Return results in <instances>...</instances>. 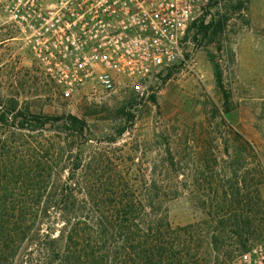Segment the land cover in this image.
Wrapping results in <instances>:
<instances>
[{"label": "rangeland", "instance_id": "obj_1", "mask_svg": "<svg viewBox=\"0 0 264 264\" xmlns=\"http://www.w3.org/2000/svg\"><path fill=\"white\" fill-rule=\"evenodd\" d=\"M239 1L209 0L190 28L183 59L153 77L141 99L130 89L99 101L83 94L64 99L27 48L0 34V104L14 98L32 113L72 114L87 124V132L65 143L59 181L79 164V176L100 192L104 166L121 194L131 195L125 188L132 187L142 200L145 208L137 211L158 217L162 234L185 242L197 264H232L264 239V0H247L241 9ZM218 19L221 31L200 28L202 20ZM56 130L66 128L46 133ZM84 137L90 141L81 147ZM104 149L110 164L97 162ZM110 187L112 199L119 190ZM78 196L88 199L83 189ZM80 203L83 214L103 209Z\"/></svg>", "mask_w": 264, "mask_h": 264}, {"label": "trees", "instance_id": "obj_2", "mask_svg": "<svg viewBox=\"0 0 264 264\" xmlns=\"http://www.w3.org/2000/svg\"><path fill=\"white\" fill-rule=\"evenodd\" d=\"M246 2L239 1V9ZM200 26L214 34L222 30L223 21L204 25L202 20ZM214 74L228 105L230 93L223 88L216 64ZM61 126L66 131L46 133ZM87 130L86 122L72 114H35L14 98L0 104V264H197L185 242L182 248L181 242L162 234L158 217L137 211L145 208L142 200L133 198L132 187H124L131 195L121 194L104 166L100 171L107 177L100 182V192L93 191L88 176H79V164L69 166L67 179L59 181L66 169L65 143ZM88 141L84 137L79 145ZM104 151L97 162L110 164L112 158L105 155L111 152ZM116 169L118 175L129 174ZM110 186L119 190L113 200ZM82 189L88 199L80 200ZM80 202L103 209L83 214ZM108 206L113 210H105Z\"/></svg>", "mask_w": 264, "mask_h": 264}, {"label": "built area", "instance_id": "obj_3", "mask_svg": "<svg viewBox=\"0 0 264 264\" xmlns=\"http://www.w3.org/2000/svg\"><path fill=\"white\" fill-rule=\"evenodd\" d=\"M209 0H0V34L26 47L60 95L99 101L120 89L138 99L183 59ZM232 264H264V239Z\"/></svg>", "mask_w": 264, "mask_h": 264}]
</instances>
